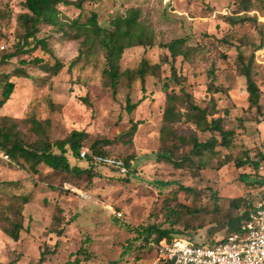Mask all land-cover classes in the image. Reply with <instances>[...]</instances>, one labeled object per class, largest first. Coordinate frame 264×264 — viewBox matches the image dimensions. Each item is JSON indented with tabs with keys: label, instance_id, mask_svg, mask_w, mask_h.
<instances>
[{
	"label": "rangeland",
	"instance_id": "1",
	"mask_svg": "<svg viewBox=\"0 0 264 264\" xmlns=\"http://www.w3.org/2000/svg\"><path fill=\"white\" fill-rule=\"evenodd\" d=\"M21 2L0 0V60L14 51L20 34L17 17L24 11ZM263 7L256 4V9L242 11L234 0H99L85 3L81 12L60 7L58 20L67 31L79 15L84 22L96 13L101 24L107 26L129 9H138L139 22L151 32L154 45L125 50L120 67L135 70L144 59L151 66L158 65V69L156 75L146 76L144 94L140 81L135 80L130 90L122 84L113 96L104 81L101 50L78 58L81 39L64 37L57 28L40 27L37 38L47 40L52 56L37 50L21 58H56L63 68L50 78L39 67L27 66L30 79L11 77L14 91L0 109V117L15 121L27 141L53 143L72 131L83 132L86 139L82 146L90 152L94 142L109 141L102 146L106 154L133 159L129 172L120 175L106 167H90L67 152L70 164L86 168L90 175H65L45 166L39 167L37 175H29L4 160L0 152V183H10L0 184V199L6 203L5 197L11 195L30 198L22 211L20 240L13 242L0 232V263L39 264L43 252L41 264H153V251L143 241L127 249L138 228L155 225L171 229L174 237L192 242L205 240L212 231V238L227 234L225 222L237 214L231 200H257L264 192V163L257 155L264 154V47L255 52L252 68L262 94L259 111L248 104L246 81L237 64L238 51L247 58L264 42ZM245 17H256L257 21L234 23ZM178 38L187 40L191 55L173 61L160 45ZM18 66V58L0 63V74L11 73ZM163 85L175 94L183 88L201 108L210 106L213 100L215 117H223L220 110L227 109L224 126L234 132L230 146L191 156L177 168L175 163L190 156L191 148L179 142L178 136L195 135L199 142L211 137L220 141L221 137L200 132L184 119L164 125ZM213 88L220 91L215 93ZM127 97L132 103L144 100L127 113ZM177 106L185 112L183 103ZM32 120L40 123L44 133L31 131ZM133 123L138 125L129 144L125 134ZM166 151L173 153L171 161L161 158ZM245 154L261 168H237L238 162H245ZM56 207L65 218L64 232L60 237L47 236L45 231ZM114 213H120L121 218ZM44 243L47 247L42 246ZM80 249L87 255L78 254Z\"/></svg>",
	"mask_w": 264,
	"mask_h": 264
},
{
	"label": "trees",
	"instance_id": "2",
	"mask_svg": "<svg viewBox=\"0 0 264 264\" xmlns=\"http://www.w3.org/2000/svg\"><path fill=\"white\" fill-rule=\"evenodd\" d=\"M98 1L99 0H22L21 4L24 11L17 17L20 34L18 35L16 44H14V51L4 54L0 60V63H6L13 58H18L19 66L14 68L11 73L0 74V109L10 100L14 91V83L10 81V78L30 79L25 67L37 66L50 78L57 76L62 70L63 64L56 58H52L53 60L48 61L38 57H34L31 60L21 58L31 55L37 50L44 54L51 55L47 47V40L37 38V34L42 25L57 28L64 37L81 39L82 51L79 53L78 58L82 56L88 57L95 49L101 50L104 57V81L113 96L116 95L122 84L125 85L126 89L130 90L135 80L140 81L141 91L143 94L145 93V78L147 75H156L158 65L151 66L143 59L135 70H122L120 67V61L125 50L132 47L146 46L151 48L154 45L151 32L139 22L140 12L138 9H129L124 16L113 18L107 26L101 24L96 13H91L84 22L81 21L80 15L77 16V18L71 21L69 31L65 29L64 24L59 22L60 7H73L81 12L85 3H96ZM234 1L241 7L242 11L256 9V4L264 6V0ZM249 21L256 22L257 18H240L234 21V23L238 22L242 24ZM160 47L167 50L173 61L177 57H182L186 60L191 55V49L188 48L185 38L172 40L164 46L160 45ZM263 47L264 42L259 43L247 58L244 57L241 51L237 52L238 71L246 81L247 101L249 106L256 111L260 110L262 94L253 78L252 68L255 52ZM72 66L73 63L69 65V69L72 68ZM171 74L176 80L177 78L172 64ZM163 88L165 92V107L162 112V123L164 125H171L184 119L185 122L195 126L200 132L217 133L221 137L220 141L211 137L205 142H199L195 135H191L188 138L178 136L177 140L179 142L183 145L190 144L191 148L188 152L190 156H183L182 159L179 160L181 162L175 163L177 168H181V164L179 163L190 161L191 156L199 157L204 152L214 151L215 147L218 146L223 148L230 146L234 132L233 130L226 129L224 126L225 118L229 115L227 109L220 110L223 117H215L217 109L213 100L210 101V106L201 108L194 103L192 96L186 93L183 88H180L179 94L169 91L167 85H163ZM213 89L215 93L220 91L217 88ZM208 90H211L210 87H208ZM143 100L144 97L136 103H132L130 98L127 97L125 111L131 113ZM179 103H183L185 112L178 110L177 105H179ZM137 125V123H133L130 131L125 134V137L128 138L127 143L129 144L132 143ZM30 129L38 134L44 133L40 123L34 120L31 121ZM85 139L86 134L83 132L72 131L68 137L56 140L53 143L45 140L34 142L27 141L18 129V125L15 121L6 116L0 117V152L8 156L11 165H16L19 170L29 175H37L40 166H45L52 171L65 175H80L82 173L90 175V171L86 168L71 165L67 156V152H69L73 158L77 160L80 159L79 154L83 148L82 143ZM107 144H109V141L94 142L91 145V149L93 150L91 154L95 156H110L102 150V146ZM171 155H173L171 151L162 152L161 158L171 161ZM257 155L260 157V160H262V163H264V154L258 153ZM132 159V156L120 159L128 169V172ZM84 161L90 167L95 166L91 156H87ZM236 165L237 168L244 165H251L256 170L261 168L259 162H253V160L248 158L247 154H245V162H238ZM113 170L116 171V169ZM0 184H2V186H7L10 183L1 182ZM181 189L184 191H191V188L188 187H182ZM5 200L6 203H3L0 199V232L5 234L13 242H18L20 240L21 231L23 230V207L30 202V198L28 196L11 195L5 197ZM251 201H254V199L239 198L231 200V205L237 209V214L225 222L227 234L220 238H212V231L205 240H194L193 243L197 246L212 247L219 243H223L230 235L240 232L241 226L246 220L249 203ZM64 221L65 218L62 216L61 209L56 207L50 219V223L46 228L45 235L60 237L64 232ZM25 231H28V228H26ZM208 232L209 231H207V233ZM134 233L136 234V238L132 240V242L127 243V249H129L133 243H139L140 241H143L144 245L148 246L150 241H154L155 243H159L160 241L171 242L174 239L180 238L174 237L171 229H160L155 225L138 228ZM42 246L47 247L45 243ZM136 246L138 247L137 244H135V247ZM77 253H83L85 256L87 255V252L82 249ZM44 257V253L41 252L39 264L44 262ZM7 264H14V262H9Z\"/></svg>",
	"mask_w": 264,
	"mask_h": 264
},
{
	"label": "built area",
	"instance_id": "3",
	"mask_svg": "<svg viewBox=\"0 0 264 264\" xmlns=\"http://www.w3.org/2000/svg\"><path fill=\"white\" fill-rule=\"evenodd\" d=\"M1 156L9 161L7 155ZM87 156L92 157L95 166L116 169L120 175L128 173L123 161L117 157L95 156L82 148L79 158L86 160ZM114 215L121 218L120 213ZM148 245L153 251V264H264V192L259 199L249 203L240 232L230 235L223 243L202 247L189 239L177 238L171 242L150 241Z\"/></svg>",
	"mask_w": 264,
	"mask_h": 264
}]
</instances>
